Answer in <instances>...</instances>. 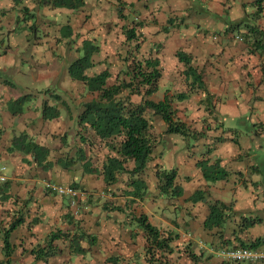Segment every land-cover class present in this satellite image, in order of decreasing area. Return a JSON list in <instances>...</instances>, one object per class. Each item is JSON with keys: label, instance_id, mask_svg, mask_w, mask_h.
Wrapping results in <instances>:
<instances>
[{"label": "crops", "instance_id": "crops-1", "mask_svg": "<svg viewBox=\"0 0 264 264\" xmlns=\"http://www.w3.org/2000/svg\"><path fill=\"white\" fill-rule=\"evenodd\" d=\"M256 1L84 0L82 8L70 11L45 6L39 0H19V4L0 0V168H4L7 178L5 191L0 183V264H45L36 261L30 251L45 246L57 231L71 236L91 235L94 244L81 242L86 252L77 254L67 241H55L61 251L47 264H108L109 258L116 259L117 264H149L144 233L132 221L141 213L163 235L179 236L171 243L174 252L168 256L169 264H234L213 255L226 246L218 245L213 231L203 229L208 204L188 201L198 190L206 191L209 201L232 206L235 216L220 230L225 237L234 232L246 242L264 235V228L245 230L238 221L239 216H245L261 219L264 225V185L257 173L264 161L259 153L251 151L252 142L260 151L264 141V0ZM118 6L122 7L121 15ZM64 27L71 30L69 37L62 36ZM128 27L136 29L142 53L151 52L161 58L162 77L149 99L158 102L165 94L184 91L183 67L175 57L178 52L192 57V64L203 76L204 91L173 104L176 119L192 133H202L201 137L183 139L166 134L160 117L146 112L157 145L152 151V163L163 170L176 169V184L183 190L177 199H166L153 191L155 178L150 176L144 201L130 205L129 199L122 196V178L106 187L101 176L87 174L83 169L88 160L96 165L102 159L89 157L88 146L77 136L82 105L95 99L96 94L88 93L70 78L62 82L60 75L81 56L78 51L85 39L99 47L91 58L93 67L88 75L102 70L106 54L116 55L118 67L123 69L125 62L120 60L130 49L122 46L123 30ZM42 57L46 65L38 64ZM4 72L11 74L10 80L3 79ZM44 72L59 88L70 85L68 97L52 95L58 96L57 100H46L59 111L57 118L49 120L42 118L46 92L34 94L36 80ZM158 94L161 98L154 100ZM24 96L21 112L13 114L11 103ZM140 100L131 96L134 104ZM243 135L247 140L243 141ZM19 137L24 140L17 141ZM163 138L177 143L163 145ZM191 142L194 146L190 148ZM20 143L48 149L49 167H38L31 154L19 150ZM79 150L85 152L84 159H79ZM204 158L218 161L229 173L227 179L205 182L196 167ZM65 161L70 164L67 169L62 167ZM148 168L152 174V164ZM46 183L73 187L77 191L75 204L67 195L48 192ZM3 195L9 197L7 201L1 200ZM109 202L120 205L123 212L111 211ZM18 215L24 223L10 234L13 250L6 263L3 231ZM171 217L180 219L175 222ZM236 245L233 242L229 247ZM190 249L197 256L196 262L188 257ZM174 254L182 261L174 260Z\"/></svg>", "mask_w": 264, "mask_h": 264}, {"label": "trees", "instance_id": "trees-1", "mask_svg": "<svg viewBox=\"0 0 264 264\" xmlns=\"http://www.w3.org/2000/svg\"><path fill=\"white\" fill-rule=\"evenodd\" d=\"M11 1L18 3L19 0ZM39 1L45 6L63 8L70 11H76L84 6V0ZM262 1L257 0L256 3H261ZM256 10H261V6L258 5ZM117 11L118 15H121L122 7L118 6ZM32 28L34 29V26ZM64 30L62 36L69 37L71 35L70 28L64 27ZM135 30V28L129 27L123 30L124 42H122V46L130 48L126 52V56L120 60V62H125L123 69H119V59L116 55L106 54L102 59V70L97 74L88 75L87 71L93 67L91 58L99 52V47L94 45L92 41L85 39L82 40L78 51L81 56L74 60L67 70L71 81L83 85L88 93L96 94L95 99L82 105L83 109L77 117L79 124L77 136L88 146L89 157H102V159L96 165H92L88 160L83 165L84 172L101 176L106 187L115 185L122 178L124 184L122 196L129 199L127 204L130 205L144 201L150 188L148 186L150 176V178H155L153 191L157 190L160 195L170 200L182 197L183 190L176 184V169L167 171L161 169L158 164L152 163L154 160L152 151L157 145L156 137L151 131L152 124L146 112L150 111L153 116L160 117L166 125V134H174L183 139L190 136L201 137L202 133H192L184 122L176 119L173 104L175 101H183L205 90L202 73L192 64V57L178 52L175 57L177 62L183 67L184 91L173 95L165 94L163 99L158 102L149 99L156 93L158 83L162 77L161 58L151 52H148V55L141 52L139 36ZM133 95L141 98L140 103L134 104L131 101V96ZM25 98V96L21 97L11 103L10 108L13 114L21 112V104ZM57 98L58 96H55L54 99L57 100ZM58 116L59 111L57 108L43 103V119L49 120ZM19 140H24V137H19L17 141ZM19 150L25 154H31L34 162L42 170L49 167V151L45 147L34 143H26L24 145L20 143ZM79 151V159H84L85 152ZM95 160L97 162V159ZM58 163L61 164V161H58ZM151 164L152 174L148 168V165ZM68 166L70 164L67 162L62 165L64 169H67ZM196 167L207 183L226 180L229 176V173L220 166L218 161L210 162L204 158L196 163ZM257 173L262 176L261 183L264 185L263 164ZM2 188L5 191L7 183H3ZM8 198L7 195L1 196L2 201H7ZM188 201L194 203L206 202L208 204V215L203 223V229L208 232L213 231L212 234L217 236L216 238L219 241L218 245L226 246V249L259 248L264 246V235H258L259 237L243 242L234 232L229 237H225L224 231H220L228 219L231 216H235L230 204L219 200L209 201L206 191L203 190L195 191ZM108 205L111 211L123 212V208L120 205L113 206L110 202ZM132 221L144 233L146 261L149 264L157 261L169 264L168 256L174 252L171 243L178 240L179 236L163 235L150 223L148 217L142 213L136 215ZM238 221L239 227L245 230L255 226H257L256 229L260 228L262 230L264 228V225L261 224V219L258 218L239 216ZM33 222H36V220ZM23 223V217L18 215L11 220L7 228H4L2 249L6 263H9V256L13 250L9 241L10 234ZM239 230L242 231L243 229ZM55 241H67L72 245L73 253L84 254L86 249L81 247L80 243L86 242L88 246H93L94 237L84 233L71 236L70 233L57 231L49 236L45 246L31 250L30 254L34 255L36 261H42L47 264L49 258L57 256L61 251L59 247L54 245ZM233 242H237L238 245L229 247ZM187 252L189 259L192 262H196L197 256L193 253V249L187 250ZM106 263L117 264V261L109 258Z\"/></svg>", "mask_w": 264, "mask_h": 264}, {"label": "rangeland", "instance_id": "rangeland-1", "mask_svg": "<svg viewBox=\"0 0 264 264\" xmlns=\"http://www.w3.org/2000/svg\"><path fill=\"white\" fill-rule=\"evenodd\" d=\"M18 4H19V2H18ZM23 7L24 6H21L20 7V11H22L23 10ZM23 22V21H22ZM40 38H42V35H40ZM132 47V46H131ZM126 50V48L123 50V51H125ZM58 54V53H57ZM125 54V53H124ZM51 54L49 53L48 54V56H50ZM13 58H16V57H18V56H12ZM46 59L44 58V57H42V58H40V60H38V64L39 65H46ZM120 69V68H119ZM45 73V72H44ZM10 76H11V74L9 73V72H4V75H3V79H7V80H10L9 78H10ZM43 77V78H42ZM42 77H38L37 78V80H36V83H35V91H34V94H45V92H46V97L44 98L45 99V102L44 103H46L47 105H48V102L46 101V100H49V99H54L55 98V96H53L52 97V95H59V96H61V97H68V94H70V92H68V90L70 89V85L68 86V88H67V86H63V88H59L58 87V85L56 84V82L55 81H53V78L52 77H49L48 76V74H46L45 73V75H43ZM60 78H61V80H62V82H66L67 83V80L69 81V77H68V74H67V71L66 70H64L63 72H62V74L60 75ZM37 95H35L34 97H33V99H32V102L36 99V96ZM159 98H161V95H155L154 97H153V99L154 100H157V99H159ZM49 106V105H48ZM243 121L245 122V119H243ZM205 125V124H204ZM245 125H247L246 123H245ZM156 127L158 128V130H159V125H156ZM198 131V130H197ZM244 133H247L248 134V132H246V129H244ZM175 136V135H174ZM160 139H162L161 137H160ZM177 139V138H176ZM181 139V138H180ZM165 140V138H163V145H165L166 144V142L169 144L170 143V145L171 144H175V143H177L176 141H174V142H172V141H169V140H167V141H164ZM244 140H247V137H246V135H243V141ZM264 140V139H263ZM161 142V141H160ZM253 144V145H252ZM252 144H251V146L254 148H252L251 149V151L252 152H254V153H259V155L262 157V159H263V161H264V141L262 142V144H263V148H262V150L260 149V151L259 150H257L256 148H255V145H254V143L252 142ZM194 146V143L193 142H191L190 143V145H189V147L191 148V147H193ZM6 166H8V168H9V170H11V167H10V165L7 163L6 164ZM261 166H259V168H260ZM153 192V191H152ZM151 192V193H152ZM152 195H153V193H152ZM137 213H139V212H137ZM171 218H173V217H171ZM170 218V219H171ZM180 218H173V220L175 221V222H178V220H179ZM174 260L175 259H177V262L178 261H180L181 259H180V256H178L177 254H174V258H173ZM180 259V260H179ZM182 261V260H181Z\"/></svg>", "mask_w": 264, "mask_h": 264}, {"label": "built area", "instance_id": "built-area-1", "mask_svg": "<svg viewBox=\"0 0 264 264\" xmlns=\"http://www.w3.org/2000/svg\"><path fill=\"white\" fill-rule=\"evenodd\" d=\"M239 40L241 38L237 37ZM6 176L4 175V168H0V183L6 182ZM45 188L48 192L56 195H67L72 198V205L75 204L73 198H76L77 191L74 188L68 186L57 185L53 183H46ZM213 255L223 258L231 263H262L264 262V246L259 248H238V249H226L222 248L218 251H214Z\"/></svg>", "mask_w": 264, "mask_h": 264}, {"label": "clouds", "instance_id": "clouds-1", "mask_svg": "<svg viewBox=\"0 0 264 264\" xmlns=\"http://www.w3.org/2000/svg\"><path fill=\"white\" fill-rule=\"evenodd\" d=\"M63 186V185H62ZM69 187V186H68ZM72 188V187H71Z\"/></svg>", "mask_w": 264, "mask_h": 264}]
</instances>
